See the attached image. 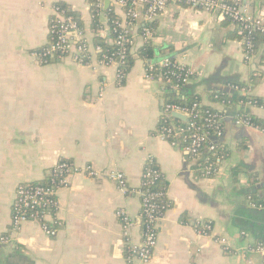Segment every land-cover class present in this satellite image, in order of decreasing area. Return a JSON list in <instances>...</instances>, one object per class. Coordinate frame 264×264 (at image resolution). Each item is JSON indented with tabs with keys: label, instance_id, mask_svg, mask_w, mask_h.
I'll use <instances>...</instances> for the list:
<instances>
[{
	"label": "crops",
	"instance_id": "1",
	"mask_svg": "<svg viewBox=\"0 0 264 264\" xmlns=\"http://www.w3.org/2000/svg\"><path fill=\"white\" fill-rule=\"evenodd\" d=\"M57 3L79 16L94 46L86 0H0V240L6 241L0 242V264H141L129 260L115 212L126 211L140 225L135 191L150 161L165 181L168 207L148 264H264L249 252L264 242V211L250 206V197L264 200V133L236 124L240 106L209 99L212 92L235 91L228 83L246 85L254 77L248 95L262 105L245 108L264 121V61L258 55L246 60L235 27L215 12L174 2L151 23L153 63L172 57L190 72L183 90L224 113L222 135L214 140L227 156L208 177L199 161L157 133L164 106L181 92L147 77L149 61L136 59L120 79L116 67L99 64L94 52L87 65L67 56L42 63L33 55L50 43L49 19L56 18ZM102 9L129 28L136 52L144 43L138 30L144 23L128 24L117 0ZM241 11L260 16L264 0H242ZM108 18L99 16L100 38L108 37ZM59 161L121 173L131 193L123 195L105 177L74 174L57 191L55 237L35 222L13 231L17 186L46 180ZM200 224H210L208 235L198 233ZM131 234L138 243L139 226Z\"/></svg>",
	"mask_w": 264,
	"mask_h": 264
},
{
	"label": "built area",
	"instance_id": "2",
	"mask_svg": "<svg viewBox=\"0 0 264 264\" xmlns=\"http://www.w3.org/2000/svg\"><path fill=\"white\" fill-rule=\"evenodd\" d=\"M102 2V0H100ZM129 9L127 16L131 22L136 23L142 21L143 23L150 24L161 14L171 3L186 4L187 6L208 12H215L224 20H229L235 28L241 29V31L248 32L251 29H257L264 32V14L260 16L252 17L246 15L241 11L239 6V0H128ZM117 2L123 6H126V0H117ZM98 7H102L103 3H98ZM143 8V12L139 11ZM56 18L60 23L59 29L55 32L54 42H50L45 50L41 53H33L34 56L38 57L42 63H47L43 58L47 56L57 55L59 58L67 56L74 62L82 65H87L90 60L91 52L98 53L100 48L90 46L85 34L79 24L71 20L69 17L64 16V11H59L57 8L54 9ZM117 27L123 29L121 24H117ZM49 33H52L49 28ZM127 34V33H126ZM141 39L143 42H152L154 39L153 32L150 29L144 28L141 32ZM126 38L119 36L114 40L113 44L120 47L121 49L117 54L102 55L101 59H98V63L104 66H115L117 74L120 79L123 77L119 74L120 63L124 60L126 52H130L134 46V40L128 42L130 49L122 48L125 44ZM243 48V56L246 60H251L257 55L251 52L248 42L241 41ZM245 46V47H244ZM247 50V51H246ZM163 67H168L169 63L163 61L161 63ZM179 66V65H178ZM147 77L149 75L147 74ZM190 77L189 70L183 79V84ZM150 78V77H149ZM234 90V89H233ZM194 108L196 105L193 106ZM163 111L165 113H178L186 117L192 114L173 104H166ZM194 118V116L192 117ZM222 117L217 115L208 116L206 119L209 125H214L215 132L209 134L203 132V134H190L185 137L187 146L183 151L192 159L201 161L204 159V154L213 150V146H209L206 149L201 150L202 145L206 144L208 139L220 138L222 135V129L218 124L223 122ZM237 125L250 126L247 121L238 118L236 120ZM206 125V127H209ZM251 127V126H250ZM194 128V123L188 124V130ZM253 128V127H252ZM182 130L176 127L174 124L165 128L161 131L160 136L166 139L172 146L176 144L171 138L176 135L180 136ZM151 163V161L149 162ZM148 163V164H149ZM147 164V165H148ZM145 166L142 175V181L138 190L135 194L140 199V225H138L124 210H118L115 212V216L119 219L121 227V236L128 249V256L130 261H137L141 264H148L151 260L153 250L157 244L158 236V225L162 220L166 206L157 203L154 199L159 197L160 194H151L142 189L144 185L152 183V179L156 180L160 178V172L152 170ZM216 173V166H209L204 171L205 176H212ZM74 174H86L90 178L105 177L110 181L117 184L119 191L123 195H127L130 192L128 190L124 175L118 172L98 173L88 167L78 168L70 162L59 161L57 164L48 172L47 179L48 185L31 184L25 183L17 186L15 190V199L11 208V226L13 231H19L21 226L27 222H35L39 224L43 234L49 237H55L57 235V226L59 223L56 220L57 210V191L60 188L67 186V180L71 175ZM151 180V181H150ZM32 185V186H30ZM251 198V197H250ZM250 206L253 209L264 211V200L260 204L250 201ZM202 231H197L199 234L208 235L210 232V224H200ZM139 226L140 240L135 243L131 239V232L134 228ZM1 243L6 242L5 239L0 240ZM221 244H226V240H221ZM249 252L260 255L264 259V242H259L249 248Z\"/></svg>",
	"mask_w": 264,
	"mask_h": 264
},
{
	"label": "trees",
	"instance_id": "3",
	"mask_svg": "<svg viewBox=\"0 0 264 264\" xmlns=\"http://www.w3.org/2000/svg\"><path fill=\"white\" fill-rule=\"evenodd\" d=\"M89 11H90V20H91V26L94 31V37H93V43L94 46H97L100 48V52L96 54L97 59H101L102 55H112L117 54L120 47L113 44L114 40L117 39L119 36H124L126 38L125 44L122 48H128L130 49V46L128 42L133 40V37L131 35V31L129 28L124 27L123 29L117 27V24H121V20L117 18L110 9L103 11L102 7H98V3L102 2L100 0H86ZM126 9V15L129 9V1L126 0L125 4ZM239 6H242V0H239ZM55 8H57L59 11H64V16L71 18L74 22L79 24L80 27H82L81 21L79 16L71 11L68 6L65 4L57 3L55 5ZM104 13L107 15L109 20V32L107 38H100L98 37V29L100 28L99 23V16ZM128 17V16H127ZM126 22L130 24L131 20L126 18ZM60 23L55 17H51L49 19V28H51L52 33H49V39L50 42H54L55 40V32L59 29ZM264 26V21H263ZM144 28L152 30V24H142L139 26L138 30L141 33V30ZM236 37L240 41H245L249 43L250 51L253 52L254 55H258L259 60L261 62L264 61V32H261L257 29H251L248 32L241 31V29L235 28L234 30ZM127 33V34H126ZM111 42L110 44L108 43ZM245 47V46H244ZM47 46L42 47L36 51H33V53H41L43 50H45ZM247 51V50H246ZM56 58H59L57 55L53 56H47L43 58L47 63L55 61ZM136 59H142L149 61L146 65V71L150 78L152 79H160L161 81L167 83L173 89H176L175 91H180L177 96H174V99L167 104H173L176 106H179L180 108H184L188 111V114L191 113L192 115L187 117L186 121H180L176 120L174 118H171L168 113H164L158 126H157V133H161V131L165 128H168L172 124H174L176 127L181 129L183 132L180 136L174 135L171 140L176 144V147L183 150L187 146V142L185 141V137L189 136L190 134H203V132H208L209 134H213L215 132L214 125L207 122L208 116L217 115L219 118H224V113L222 111H217L210 106L203 105L201 103V98L199 96L193 95L184 89L183 79L186 75V72L188 69L186 67L178 66L175 63V60L172 57L167 56V58L164 61H167L169 63L168 67H163L161 65V62L159 63H153V48L151 46L150 42H144L143 45L136 51L126 52L124 60L120 63V66L118 68L119 74L124 78L125 75L128 73L130 68L133 66ZM255 78L251 77L248 84H240L236 82L228 83V87L234 89L233 92H226V91H219V92H212L209 94V99L212 103L216 102L223 107H236L240 106L243 111L241 114H239L240 119L245 120L248 122V124L264 133V121L257 119L256 117L252 116L245 107H260L262 104V101L248 95V92L250 91V88H253L255 84ZM196 105L194 108L193 106ZM194 116V118H192ZM190 122L194 123V128L188 130V124ZM206 125H209V127H206ZM221 128L223 127V122H220L218 124ZM209 146H213V150L210 152H207L204 154V159L198 162V168L203 172L207 167L209 166H216L217 163H219L221 160H223L227 156V152L224 151V148H222L213 138H209L207 143L202 145L201 150L206 149ZM148 168L152 170H156L159 172V169L155 166L153 163H149L147 165ZM151 181V180H150ZM31 184H40V185H48L49 181L46 178V180L39 182V183H31ZM32 186V185H30ZM142 189H145L146 192L151 194H160L159 197H155V201L161 205H164L168 207V201L166 199V185L165 181L163 179L162 174H160V178L153 180L152 183L149 185H144ZM252 200V197H251ZM253 201V200H252ZM263 201V200H261ZM254 202V201H253ZM254 203L260 204L261 202L255 201Z\"/></svg>",
	"mask_w": 264,
	"mask_h": 264
},
{
	"label": "water",
	"instance_id": "4",
	"mask_svg": "<svg viewBox=\"0 0 264 264\" xmlns=\"http://www.w3.org/2000/svg\"><path fill=\"white\" fill-rule=\"evenodd\" d=\"M103 5H104V8H107L108 5H109V0H103ZM170 116H171V118H174L176 120H180V121H183V122H185L186 119H187L186 116L178 114V113H171Z\"/></svg>",
	"mask_w": 264,
	"mask_h": 264
}]
</instances>
